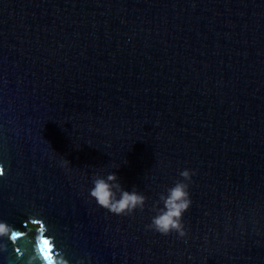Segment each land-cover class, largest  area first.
Instances as JSON below:
<instances>
[{
  "label": "water",
  "instance_id": "water-1",
  "mask_svg": "<svg viewBox=\"0 0 264 264\" xmlns=\"http://www.w3.org/2000/svg\"><path fill=\"white\" fill-rule=\"evenodd\" d=\"M0 169V264H264V0H0ZM185 169L186 236L147 229Z\"/></svg>",
  "mask_w": 264,
  "mask_h": 264
},
{
  "label": "clouds",
  "instance_id": "clouds-1",
  "mask_svg": "<svg viewBox=\"0 0 264 264\" xmlns=\"http://www.w3.org/2000/svg\"><path fill=\"white\" fill-rule=\"evenodd\" d=\"M4 174L3 169H0V176ZM182 180H178L172 187L167 188L166 195L161 194L159 197V204L162 207H157L155 215L151 218V223L146 225V228L162 236H167L171 232H175L179 237H185L186 231L182 223V215L186 212L192 201L189 195V184L191 177L195 175L194 172L185 169L179 173ZM92 187L89 195L95 200L96 204L109 213L115 215H126L132 213L135 209L143 210L145 204L144 195L136 191L124 190L119 183H117V176L115 173H110L106 177H99L95 175L92 179ZM118 194V195H117ZM23 233L13 230V228L0 222V236H7L8 239L15 241ZM37 251L39 252L40 260L43 264H68L63 255L54 252V245L50 238H37ZM40 241H47V244ZM32 259L29 264H32Z\"/></svg>",
  "mask_w": 264,
  "mask_h": 264
},
{
  "label": "rangeland",
  "instance_id": "rangeland-1",
  "mask_svg": "<svg viewBox=\"0 0 264 264\" xmlns=\"http://www.w3.org/2000/svg\"><path fill=\"white\" fill-rule=\"evenodd\" d=\"M29 225H30L31 227H35V228L38 226V224H32V223H30Z\"/></svg>",
  "mask_w": 264,
  "mask_h": 264
},
{
  "label": "snow or ice",
  "instance_id": "snow-or-ice-1",
  "mask_svg": "<svg viewBox=\"0 0 264 264\" xmlns=\"http://www.w3.org/2000/svg\"><path fill=\"white\" fill-rule=\"evenodd\" d=\"M45 244H47V241H45Z\"/></svg>",
  "mask_w": 264,
  "mask_h": 264
}]
</instances>
